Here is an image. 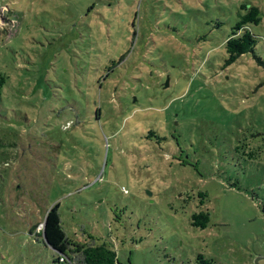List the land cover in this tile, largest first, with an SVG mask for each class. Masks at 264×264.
<instances>
[{"label":"rangeland","instance_id":"obj_1","mask_svg":"<svg viewBox=\"0 0 264 264\" xmlns=\"http://www.w3.org/2000/svg\"><path fill=\"white\" fill-rule=\"evenodd\" d=\"M56 203L64 264H264V0H0V264H53Z\"/></svg>","mask_w":264,"mask_h":264},{"label":"trees","instance_id":"obj_2","mask_svg":"<svg viewBox=\"0 0 264 264\" xmlns=\"http://www.w3.org/2000/svg\"><path fill=\"white\" fill-rule=\"evenodd\" d=\"M243 8H245V12L240 15L239 20L232 28L230 36L224 43L227 53L226 64L233 63L240 55L246 52H253L256 43V36L248 29L247 24L260 22V9L255 5H244ZM116 64L117 62H113L112 66ZM235 149L239 151L238 146ZM256 154L258 153L254 151H242V156H247L249 159L254 158ZM202 194L200 193L201 196ZM191 219V223L194 226L205 228L209 222V213L208 211H199L193 213ZM43 222L42 234L45 235L48 245L56 253L53 264L67 263V258L72 262L70 237L61 225L59 203L54 204L47 210ZM88 238L96 240L91 234H88ZM78 249L81 264H117L116 252L112 245L110 246L106 241L85 243ZM198 259L199 264H212L210 260L202 258L201 255L198 256Z\"/></svg>","mask_w":264,"mask_h":264},{"label":"water","instance_id":"obj_3","mask_svg":"<svg viewBox=\"0 0 264 264\" xmlns=\"http://www.w3.org/2000/svg\"><path fill=\"white\" fill-rule=\"evenodd\" d=\"M149 195H150V193H149ZM42 225L44 226V222L42 223ZM44 236V240H45V242L47 243V241H46V238H45V235H43ZM48 244V243H47Z\"/></svg>","mask_w":264,"mask_h":264},{"label":"built area","instance_id":"obj_4","mask_svg":"<svg viewBox=\"0 0 264 264\" xmlns=\"http://www.w3.org/2000/svg\"><path fill=\"white\" fill-rule=\"evenodd\" d=\"M61 259H64V258H61Z\"/></svg>","mask_w":264,"mask_h":264}]
</instances>
